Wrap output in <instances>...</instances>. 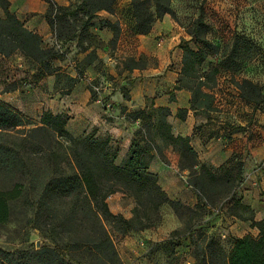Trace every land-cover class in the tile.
Here are the masks:
<instances>
[{"label": "trees", "instance_id": "obj_1", "mask_svg": "<svg viewBox=\"0 0 264 264\" xmlns=\"http://www.w3.org/2000/svg\"><path fill=\"white\" fill-rule=\"evenodd\" d=\"M46 1L50 3V0ZM113 2L82 0L78 7L90 15L100 9L109 11ZM132 3L133 29L140 34H148L156 19L172 13L170 0H133ZM9 5L8 0H0L4 12L0 18V55L10 57L20 53L24 59L41 66L44 72L51 73L55 47H44L41 36L24 27ZM62 7L58 6V9ZM46 19L56 38L61 39V32L53 27L49 14ZM105 23L115 30V23ZM74 36L72 34L66 40H72ZM185 53L196 54L188 47L184 49L180 76L186 73ZM124 67L131 70L143 68V65L129 57ZM179 82L180 79L178 88L186 87L191 91L192 109H195L199 97L208 95L201 86L194 88ZM141 112L127 113L126 116L138 119ZM180 113L183 115L185 111L180 110ZM169 114L166 107L157 109V133L179 148L180 161L190 160V164L182 168H187L190 175L196 174V178L188 181L197 196L193 207L168 197L159 185L157 175L148 170L145 153L149 151L147 140L150 138L142 134L141 129L135 132L128 158L117 164L116 153L110 148L108 138L99 139L93 133L79 137L72 135L66 128V114H54L48 110L35 121L0 100V176L7 180L0 185V224L10 217V202L22 199L32 207L34 223L53 243L28 252L22 263L9 254L7 264H122L108 226L120 233L150 228L159 222L162 204H169L174 210L184 208L191 214L189 226L199 225L197 221L192 222V218L198 216L197 211L204 208L208 213L215 207L200 194L207 181L228 182L226 192H231V198L235 188L244 180V163L236 159L237 164L220 176L204 164L196 168L197 154L189 137L174 136L170 132ZM234 168L236 173L230 178ZM117 192L135 199L132 215L128 218L109 208L107 198ZM236 205L241 209L250 206L234 200L228 210L237 218L248 221L258 234L234 238L226 250L219 238L201 233L193 253L196 264H264V219L255 220L254 214L244 218L232 210Z\"/></svg>", "mask_w": 264, "mask_h": 264}, {"label": "rangeland", "instance_id": "obj_2", "mask_svg": "<svg viewBox=\"0 0 264 264\" xmlns=\"http://www.w3.org/2000/svg\"><path fill=\"white\" fill-rule=\"evenodd\" d=\"M132 1L114 0L110 10H105L106 16L109 17L111 14L115 18V30L104 25L107 20L100 19V15L97 14L99 10L88 15L78 7L82 0H68L65 5H60L56 0H50V3L47 2L46 14L50 15L53 27L58 28L62 38L78 34L82 41L80 48L85 43L95 46L100 44V38L93 33L99 25L109 30L111 50L114 49L120 38L126 37L128 34L135 43L132 55L122 54L120 58L114 60L115 63L113 62L119 74H122V71L126 69L124 64L128 62L129 57H133L140 65H143V68H135L138 71L148 68L154 62L153 57L146 55L149 48L145 49L146 44L137 36L144 34L133 30ZM170 5L172 13L164 14L153 24L164 17L169 18L172 22V28L166 29V39L174 41V47L179 48L177 51L179 53L177 56L175 55V58L177 57L176 62L181 65V69L184 62V49L188 47L196 52V54L185 53L186 73L180 76L179 83L194 88L201 86L202 90L207 92V96L197 99L196 113L201 112L203 116H206V113L211 114L212 117L208 120L210 133H216L228 139L231 137L230 134L237 133L234 144L237 150L241 151V139L246 135L247 130L244 125L238 123V117H236L237 114L238 116L243 114L239 111L240 106L248 105L249 113L253 110L257 114H264V0H170ZM58 6L63 7L58 9ZM120 21L124 26L121 27ZM140 43H143L142 47H140ZM55 50L56 57L51 61V66L53 71H57L56 76L61 78L65 85L68 82L73 83L77 78L90 79L87 87L93 97L97 95L99 89L105 86L110 90L115 87L121 88L124 97H128V85L133 81L130 73L120 81L105 71L104 63L98 60L94 52L88 59L78 61L76 59L78 49L77 52H75V48H67V52H61L59 48H55ZM10 58L14 61L15 54ZM89 59H91L90 63H93L91 70L86 69ZM22 68L26 73L31 70H36L37 73L44 72L41 66L28 59H24ZM95 69L99 75H94ZM0 70V89H7L12 86L10 81L17 69L14 70L10 64L1 62ZM71 73L76 74V78L70 77ZM244 95L253 97V99L247 100ZM23 115L35 121L39 120L38 117ZM138 115L141 120L139 124L141 133H145L150 138L147 140V147L149 150L157 149L162 154V149L166 147L168 141L163 140L157 130L151 127L150 111H142ZM249 125L248 133L255 138L264 134V125H260L256 121H251ZM153 134L159 138L157 144L151 136ZM238 139L239 141H237ZM145 156L147 157L146 153ZM238 160L240 159L238 158ZM237 162L236 158H232L230 164L224 166L226 168L215 175H222L227 168L234 166ZM189 164V159L180 161V168ZM201 164L198 161L196 168L199 169ZM235 173L236 168L231 171L230 178L234 177ZM185 177L189 181L196 178V174L190 175L188 172ZM6 181L4 177L0 176V185ZM228 187L229 183L226 181H207L205 183L200 194L215 207L210 208L208 213L204 208L198 210V216L192 218V222L199 223L196 226L188 224L190 212L184 208L174 210L169 204L160 206V220L150 228L120 233L108 226L122 264H135V261L139 259V255L135 254L134 249L129 244H124L127 239L126 235L132 237L135 235L134 237H136L148 232L150 234L157 233L158 236L164 238L160 242L148 244L149 250H157L153 259L158 264H196L193 253L200 242L199 235L201 233L216 236L228 250L236 237L231 234L229 225L224 224V220L221 221L223 224L217 221L225 216L224 206L228 200L233 204L230 199L231 192H226ZM115 195L122 196L120 192ZM127 196L132 198V202L124 204L125 212L132 215V208L136 202L133 196L128 194ZM255 197L260 204L261 202L264 204V190L257 191ZM30 208L32 207L29 203L22 199L10 202V217L7 222L0 224V264H7L6 257L9 254L13 259L22 263L28 252L53 245L48 235L34 223ZM25 210H27L26 213ZM216 210L218 211L216 212ZM232 210L242 214L244 218L252 217L254 214V210L250 207L241 209L236 205ZM60 217L62 216L60 215ZM169 217L171 220L168 219ZM175 222L177 225L174 227ZM244 225L239 224L237 232L248 231ZM221 227L222 232H219ZM249 235L255 236L251 233ZM148 259L150 261L151 258ZM144 264L149 263L145 262Z\"/></svg>", "mask_w": 264, "mask_h": 264}, {"label": "crops", "instance_id": "obj_3", "mask_svg": "<svg viewBox=\"0 0 264 264\" xmlns=\"http://www.w3.org/2000/svg\"><path fill=\"white\" fill-rule=\"evenodd\" d=\"M8 1L10 11L24 24V27L41 36L44 47L54 46L61 52H67V48H75V52L78 49L76 54L78 61L88 59L94 52L98 60L104 63L105 71L108 74L121 81L124 76L130 73L133 81L128 85V97H124L121 88L115 87L110 90L107 86L99 89L97 95L93 97L87 87L90 79L77 78L73 83L68 82L65 85L63 80L56 76L57 71H52L49 74L46 72L37 73L36 70L24 72L22 68L24 57L20 53H14L16 57L14 61L11 60V56L0 55V63L6 62L14 70L17 69L10 81L12 86L0 89L1 101L31 117L40 118L42 113L48 110L54 114H66L68 116L66 128L72 135L79 137L93 133L96 138H108L110 148L116 153L115 162L117 164H121L128 158L135 132L139 129L141 122L140 118H128L126 114L150 111L149 122L151 127L156 129L157 109L166 107L170 111L167 116L170 132L174 136L189 137V143L197 154V160L210 171L220 172L222 167L230 164L232 158H239L244 163V180L235 189L230 199L233 202L240 200L243 204L250 206L254 210L255 220L264 219V204L262 202L260 204L255 197L257 191L264 190V134L255 138L248 133L251 121L264 125V114H257L253 110L249 113L248 105L240 106L239 111L243 114L240 116L237 114L236 117H238V123L244 125L247 130L246 135L241 139V151H238L234 144L237 133L230 134L231 137L228 139L209 132L208 120L211 119V114L206 113V116H203L201 112L196 113V110L190 107L191 91L186 87H177L181 75V65L176 62L177 57L175 58V55L177 56L179 53L177 52L179 48L174 47V41L166 39V29L172 28L169 18L164 17L156 21L148 34L137 35L146 44L144 48H149L146 55L153 57L154 62L141 71L135 68L131 69L132 71L124 69L122 74H119L113 65L114 60L120 58L122 54L132 55L135 46L133 39L128 34L126 37L120 38L114 49L111 50L109 30L99 25L93 33L100 38V44L95 46L85 43L80 48L82 41L78 34H75L72 40L56 38V34L46 19V0ZM56 1L60 5L68 3V0ZM97 14L100 15L101 20L115 23V18L111 14L109 17L106 16L104 9H100ZM3 16L4 12L0 7V18ZM120 25L121 27L123 25L121 21ZM140 44L142 47L143 43ZM89 53L92 54L89 55ZM90 60L86 66L88 70L93 68V63H90ZM93 73L99 75L96 69ZM69 76L76 78L74 73ZM180 110H184L185 113L182 115ZM151 136L157 144L159 138H156L154 134ZM146 155L148 170L157 175L158 183L168 197L191 207L195 206L197 196L185 177V174L189 172L188 169L180 168L179 148L168 142L162 149V154L157 149H152ZM115 194L107 198L110 210L113 213L122 214L124 217H130V213L125 212L124 204L132 202V198L124 193H120L122 196L119 197ZM231 205L228 200L224 206L225 216L217 221L223 224L221 221L224 220V224L229 225L231 234L236 238L249 233L257 235L258 230L252 228L248 221L241 220L229 212L228 209ZM168 219L171 220V217ZM175 223L174 227L177 225ZM239 224H245L244 227L248 228V231L237 232ZM221 229L222 227L219 232H222ZM134 236L126 235L127 239L124 244H129L135 254L139 255L135 264H144L145 262L158 264L153 259L157 250H149L148 244L160 242L164 238L158 236L157 233L150 234L149 232ZM148 258H151L150 261Z\"/></svg>", "mask_w": 264, "mask_h": 264}, {"label": "built area", "instance_id": "obj_4", "mask_svg": "<svg viewBox=\"0 0 264 264\" xmlns=\"http://www.w3.org/2000/svg\"><path fill=\"white\" fill-rule=\"evenodd\" d=\"M218 210H216V212H217Z\"/></svg>", "mask_w": 264, "mask_h": 264}]
</instances>
